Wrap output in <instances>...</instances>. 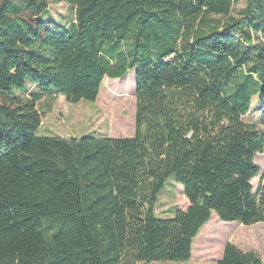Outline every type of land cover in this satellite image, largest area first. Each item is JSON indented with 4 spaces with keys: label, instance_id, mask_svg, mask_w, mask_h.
Returning a JSON list of instances; mask_svg holds the SVG:
<instances>
[{
    "label": "trees",
    "instance_id": "1",
    "mask_svg": "<svg viewBox=\"0 0 264 264\" xmlns=\"http://www.w3.org/2000/svg\"><path fill=\"white\" fill-rule=\"evenodd\" d=\"M0 0V264L186 263L212 213L264 222V0ZM135 70L132 137H38L54 95ZM173 176L188 202L155 214ZM216 264H264L227 243Z\"/></svg>",
    "mask_w": 264,
    "mask_h": 264
},
{
    "label": "rangeland",
    "instance_id": "2",
    "mask_svg": "<svg viewBox=\"0 0 264 264\" xmlns=\"http://www.w3.org/2000/svg\"><path fill=\"white\" fill-rule=\"evenodd\" d=\"M47 1L48 11L45 17L64 25L73 13L69 6L59 0ZM244 5L245 0H239L233 6L231 15L237 16ZM135 73V70H131L123 78L104 79L94 103L84 101L69 103L63 96L54 95L52 107L47 111L43 106L45 100H41L37 105L42 118L36 136L132 137L136 110ZM125 94L131 99V107L129 111L119 113L118 105ZM244 121L264 128V101L259 98L253 99L251 111L244 117ZM254 162L260 168L258 176L251 181L253 188L256 189L264 177V152L257 154ZM187 207L188 202L182 187L171 176L158 195L155 204L156 216L172 218L175 210H185ZM227 243L235 245L242 252H253L264 261V222L243 226L234 222H222L212 213L210 220L193 241L192 255L188 262L151 264H216Z\"/></svg>",
    "mask_w": 264,
    "mask_h": 264
},
{
    "label": "bare ground",
    "instance_id": "3",
    "mask_svg": "<svg viewBox=\"0 0 264 264\" xmlns=\"http://www.w3.org/2000/svg\"><path fill=\"white\" fill-rule=\"evenodd\" d=\"M131 107V99L129 97L128 94H125L123 96V99L122 101L120 102V104L118 105V110H119V113L120 111L123 112V111H129ZM126 113V112H125Z\"/></svg>",
    "mask_w": 264,
    "mask_h": 264
}]
</instances>
